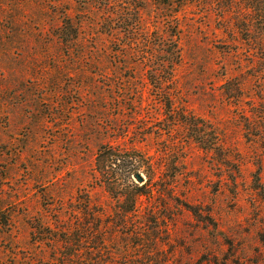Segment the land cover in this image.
I'll use <instances>...</instances> for the list:
<instances>
[{
	"label": "rangeland",
	"instance_id": "1",
	"mask_svg": "<svg viewBox=\"0 0 264 264\" xmlns=\"http://www.w3.org/2000/svg\"><path fill=\"white\" fill-rule=\"evenodd\" d=\"M256 2L0 0V264H264ZM102 145L155 169L133 213Z\"/></svg>",
	"mask_w": 264,
	"mask_h": 264
},
{
	"label": "trees",
	"instance_id": "2",
	"mask_svg": "<svg viewBox=\"0 0 264 264\" xmlns=\"http://www.w3.org/2000/svg\"><path fill=\"white\" fill-rule=\"evenodd\" d=\"M246 10L247 13H250V17H244L241 15L243 13H239V19L236 24L240 31L249 32L251 22H254L257 18L264 19V3L256 2L252 7H246ZM112 30L113 28L110 27V31ZM179 56V49L176 47L175 58L177 61ZM259 60L264 61L263 58ZM161 95L167 102L168 95ZM196 128L199 127L196 126ZM196 140L200 146H206L203 147L206 150L213 149L212 145L206 144L204 137H198ZM95 171L100 186L117 202L127 206L128 210L122 213H133L141 199L150 196V192L154 190L152 189L153 185L149 186L148 182H151L155 177V169L148 158L135 148L123 149L111 145H102L95 157ZM142 174H146L147 179L141 182L137 179V176H142ZM170 188L166 187L168 190ZM184 206L189 208L194 214H198L194 209H191L192 207L186 204ZM93 216L97 215L93 214ZM121 218L122 223L125 222L123 220L128 219L127 215H122Z\"/></svg>",
	"mask_w": 264,
	"mask_h": 264
},
{
	"label": "water",
	"instance_id": "3",
	"mask_svg": "<svg viewBox=\"0 0 264 264\" xmlns=\"http://www.w3.org/2000/svg\"><path fill=\"white\" fill-rule=\"evenodd\" d=\"M137 179L142 182L143 178L141 176H137Z\"/></svg>",
	"mask_w": 264,
	"mask_h": 264
}]
</instances>
